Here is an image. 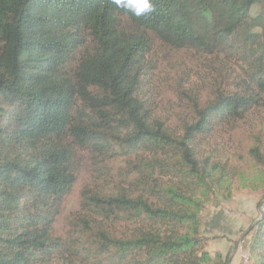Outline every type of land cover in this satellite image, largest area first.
I'll use <instances>...</instances> for the list:
<instances>
[{
    "label": "trees",
    "instance_id": "trees-1",
    "mask_svg": "<svg viewBox=\"0 0 264 264\" xmlns=\"http://www.w3.org/2000/svg\"><path fill=\"white\" fill-rule=\"evenodd\" d=\"M152 2L135 18L110 0H0V264H226L205 250L195 197L222 166L195 143L264 104V0ZM155 42L201 74L191 88L175 73L191 112L180 131L148 93ZM117 151L139 163L85 187L55 236L80 156ZM251 232L264 264V216Z\"/></svg>",
    "mask_w": 264,
    "mask_h": 264
},
{
    "label": "rangeland",
    "instance_id": "rangeland-1",
    "mask_svg": "<svg viewBox=\"0 0 264 264\" xmlns=\"http://www.w3.org/2000/svg\"><path fill=\"white\" fill-rule=\"evenodd\" d=\"M149 61L152 71L148 93L155 103L157 114L171 131H180L191 112L188 111L187 101H180L176 97L180 88H177L175 73L182 77L188 74V87L191 88L203 87L201 74L192 70L186 53H171L156 42ZM185 63L186 67L183 66ZM201 95L202 99H206L205 91ZM195 147L200 157H210L212 163L222 166L221 172H218L222 176L218 183H211L195 194L196 200L201 203L198 217L200 234L206 241L205 250L212 257L220 254L222 259H227L226 264L231 258L233 264H239V254L248 250L251 262L255 264L249 244L253 232L249 233V229L264 214V104L252 111L244 121L220 125L212 136L196 142ZM255 148L259 149V159L251 153ZM117 153L119 155L110 156L113 158L103 164L80 156L77 181L54 223L55 236H63L68 219L78 212L80 194L85 187L100 189L102 185L98 178L105 176L104 173L117 178L133 170L132 163H139L134 155L125 157L121 152ZM162 181L164 184L182 182L178 177H162ZM250 213L252 217L246 221L245 215ZM231 231L234 235H231ZM236 246L238 249L232 257ZM51 264L62 263L56 261Z\"/></svg>",
    "mask_w": 264,
    "mask_h": 264
},
{
    "label": "clouds",
    "instance_id": "clouds-1",
    "mask_svg": "<svg viewBox=\"0 0 264 264\" xmlns=\"http://www.w3.org/2000/svg\"><path fill=\"white\" fill-rule=\"evenodd\" d=\"M118 10L135 18H144L155 12L152 0H110Z\"/></svg>",
    "mask_w": 264,
    "mask_h": 264
},
{
    "label": "built area",
    "instance_id": "built-area-1",
    "mask_svg": "<svg viewBox=\"0 0 264 264\" xmlns=\"http://www.w3.org/2000/svg\"><path fill=\"white\" fill-rule=\"evenodd\" d=\"M239 264H252L248 250H244L239 254Z\"/></svg>",
    "mask_w": 264,
    "mask_h": 264
},
{
    "label": "water",
    "instance_id": "water-1",
    "mask_svg": "<svg viewBox=\"0 0 264 264\" xmlns=\"http://www.w3.org/2000/svg\"><path fill=\"white\" fill-rule=\"evenodd\" d=\"M263 216H264V214L262 213V214H261V217H260L257 221H259L261 218H263ZM257 221H256V222H257ZM237 249H238V247L236 246V247L234 248V250H233V255H232V257L235 255ZM231 259H232V258H231ZM231 259L228 261L227 264H230V263H231Z\"/></svg>",
    "mask_w": 264,
    "mask_h": 264
},
{
    "label": "crops",
    "instance_id": "crops-1",
    "mask_svg": "<svg viewBox=\"0 0 264 264\" xmlns=\"http://www.w3.org/2000/svg\"><path fill=\"white\" fill-rule=\"evenodd\" d=\"M252 217V214L250 213L249 215H245V220L247 221V218H251ZM241 221H242V219H241ZM231 235H234V233H233V231H231ZM210 241H208V245H210ZM229 245H230V243H228ZM232 264H233V262H231Z\"/></svg>",
    "mask_w": 264,
    "mask_h": 264
}]
</instances>
